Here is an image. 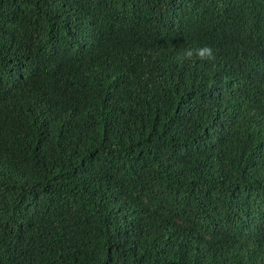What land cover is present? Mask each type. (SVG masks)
Instances as JSON below:
<instances>
[{
  "label": "trees",
  "instance_id": "obj_1",
  "mask_svg": "<svg viewBox=\"0 0 264 264\" xmlns=\"http://www.w3.org/2000/svg\"><path fill=\"white\" fill-rule=\"evenodd\" d=\"M0 264H264V0H0Z\"/></svg>",
  "mask_w": 264,
  "mask_h": 264
},
{
  "label": "clouds",
  "instance_id": "obj_2",
  "mask_svg": "<svg viewBox=\"0 0 264 264\" xmlns=\"http://www.w3.org/2000/svg\"><path fill=\"white\" fill-rule=\"evenodd\" d=\"M194 54L200 60H207V59L214 60L215 59V55H214L212 49L209 46H204V47H201V48H197L195 50V53H193L192 50H187L185 52L184 56L180 57L179 59H181V60H183V59H191Z\"/></svg>",
  "mask_w": 264,
  "mask_h": 264
}]
</instances>
